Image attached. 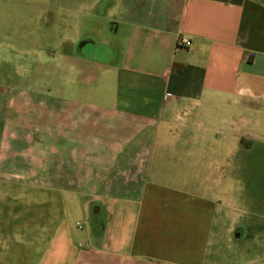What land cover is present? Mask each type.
<instances>
[{
  "label": "crops",
  "instance_id": "0c3cea01",
  "mask_svg": "<svg viewBox=\"0 0 264 264\" xmlns=\"http://www.w3.org/2000/svg\"><path fill=\"white\" fill-rule=\"evenodd\" d=\"M72 3L55 86L0 88V175L42 196L35 264H210L221 152L190 129L264 156V0Z\"/></svg>",
  "mask_w": 264,
  "mask_h": 264
},
{
  "label": "rangeland",
  "instance_id": "374dc122",
  "mask_svg": "<svg viewBox=\"0 0 264 264\" xmlns=\"http://www.w3.org/2000/svg\"><path fill=\"white\" fill-rule=\"evenodd\" d=\"M72 5V0H0V88L39 90L55 86L63 64L60 57L55 58L61 52V39L64 36L77 38L66 19L70 16L61 10ZM66 68L69 73L66 79L63 75V84L71 87V68ZM230 114L229 110H224L217 118L221 115L229 121ZM229 131V127L217 122L213 133L220 136L221 144H215L209 141V134L198 132L194 127L190 129V134L198 136V140L207 138L208 150L221 152L222 183L216 197L222 204L208 262L264 264V156L250 154L247 157L240 152L236 159L235 143L227 138ZM194 144L195 151L204 149L200 141L191 143ZM198 161L192 159V162ZM2 177L0 175V264L26 260L28 264H35L39 239L32 229L38 225L36 205L42 196L39 191L23 189L21 185L6 189ZM23 200L35 206L24 207ZM17 229L23 230L24 237L8 235Z\"/></svg>",
  "mask_w": 264,
  "mask_h": 264
},
{
  "label": "built area",
  "instance_id": "2783aa9c",
  "mask_svg": "<svg viewBox=\"0 0 264 264\" xmlns=\"http://www.w3.org/2000/svg\"><path fill=\"white\" fill-rule=\"evenodd\" d=\"M190 46H191L190 41H186L183 39H178V41H177V47L178 48H189Z\"/></svg>",
  "mask_w": 264,
  "mask_h": 264
}]
</instances>
